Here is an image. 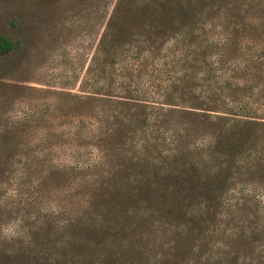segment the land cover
<instances>
[{
    "label": "trees",
    "instance_id": "obj_1",
    "mask_svg": "<svg viewBox=\"0 0 264 264\" xmlns=\"http://www.w3.org/2000/svg\"><path fill=\"white\" fill-rule=\"evenodd\" d=\"M75 1L0 0V264H264V0H78L77 89L27 85Z\"/></svg>",
    "mask_w": 264,
    "mask_h": 264
},
{
    "label": "rangeland",
    "instance_id": "obj_2",
    "mask_svg": "<svg viewBox=\"0 0 264 264\" xmlns=\"http://www.w3.org/2000/svg\"><path fill=\"white\" fill-rule=\"evenodd\" d=\"M73 4L75 6L70 7L66 17L51 16L48 24H42L36 32L32 33V36L36 38V35L40 33V29H44L45 25H49L52 22V25L58 24L55 30L52 31L53 39L42 46L37 54L38 59L36 58L28 67L25 74L26 77H23L24 80L29 81L27 85L43 89H56L62 86L68 89H77L76 81L80 73L79 68L81 67L79 60L81 57H87L94 40L91 34L89 35L86 31H82L78 26L82 19H87V4L85 3L80 6L78 0ZM78 4L79 6H77ZM61 23H65V25L62 26ZM23 58L27 59L25 56ZM16 78L22 80L20 77ZM28 104L29 102L18 104L16 110L19 112V115L24 114L23 109H26ZM76 151L87 159L97 156V151L89 148L71 151L60 149L57 150L56 155L57 158L59 157V160L69 162L71 152H75L74 156L76 157L79 155ZM56 194H58V198L54 200L53 205L65 208L68 201L65 200L64 196L69 195V193L62 191ZM2 232L7 236H11L15 232V227L13 224H8L3 227Z\"/></svg>",
    "mask_w": 264,
    "mask_h": 264
}]
</instances>
